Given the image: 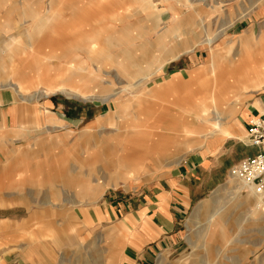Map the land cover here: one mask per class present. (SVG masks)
Returning <instances> with one entry per match:
<instances>
[{"label":"rangeland","instance_id":"rangeland-1","mask_svg":"<svg viewBox=\"0 0 264 264\" xmlns=\"http://www.w3.org/2000/svg\"><path fill=\"white\" fill-rule=\"evenodd\" d=\"M257 43L264 0H0V264H264V215L252 214L248 188L228 190L229 172L212 181L194 164L225 159L231 142L188 153L183 133L209 113L197 83L212 75L210 57L221 76ZM261 98L264 86L246 92L236 119ZM17 128L26 135L7 133ZM178 170L197 200L172 203L173 224L155 235L142 207ZM133 175L137 188L91 191ZM88 190L102 195L91 202Z\"/></svg>","mask_w":264,"mask_h":264},{"label":"crops","instance_id":"crops-1","mask_svg":"<svg viewBox=\"0 0 264 264\" xmlns=\"http://www.w3.org/2000/svg\"><path fill=\"white\" fill-rule=\"evenodd\" d=\"M30 39L31 37H29L26 40V42H29L31 45L32 43ZM257 45L258 46L255 50L256 55L251 56L253 58L250 60L247 61L245 60L244 62L245 65H242L241 67H237L236 71L231 69L227 70L225 73L221 74V76L218 75L217 77H215L216 73L218 72L217 64L214 63L216 56L214 57V55H212L209 61L211 67L214 68L215 66V70H216L215 74L213 75L208 74L210 77L209 79H206L207 77L206 76L197 83L198 88L202 90L205 89L204 90L205 91L204 97H206L205 99H207V95L211 96L210 99L208 100L204 99L207 102V104L210 105V108L208 114L207 113L201 114L199 112L200 116L203 117V118L199 117L200 122H198V117H196L194 121L191 120L190 123L184 125L185 126L183 128L184 134L186 133L185 129L192 130L193 133V136L185 144L186 152L189 153L194 149L204 146L206 143H208L209 146L212 147L215 143L220 144L224 140H225L224 141L225 144L231 142V146L229 147L230 148L229 155L225 159H222L221 156L217 157L218 154L216 156L201 155L200 160L199 161L196 160L194 162V164L196 163V165L199 167L200 169L199 173H201V176L208 174L209 177H211L210 180L212 179V181H215L217 179V176L226 174L227 172L230 173V170L233 166L237 165L243 159L252 157L257 153V149L250 146L247 143L246 134H247L249 121L252 118L264 116V99L263 98L257 99L254 102V106H255L254 110L256 109L257 111L256 114L253 113V110L252 112H250L249 110L245 109L243 112H240L239 119H236V115L239 113V109L243 102L244 94L246 92H249V90L258 91L264 86V47L261 43H257ZM178 54L179 51H177V49L169 50L165 54H163L156 61V63L167 64L172 59H175ZM6 55H9V51L8 53H6ZM14 56H17L16 53H14ZM5 59L9 60V56L6 57ZM155 64H152L150 66L154 68ZM250 69H251V73L252 72L254 73H252L251 75L250 74L247 75L244 73L249 71ZM241 71L244 72L242 73ZM208 81L210 82V85L206 86V88L209 87V89H206L205 86H203V83ZM196 107H195L196 111L201 109L200 104L197 105ZM45 114H47L49 120L53 125L57 127L65 126L64 121L52 117L51 114L53 113H51V111H49L47 108H45ZM34 115L39 116L37 111L34 112ZM26 132L27 131L25 130V128H17L7 133L12 136L16 135L17 137H22L26 135ZM151 133L152 132L150 131V135ZM135 134L129 133L127 135V137H129L127 140L131 144L136 145L135 137L137 136V134L136 135ZM0 135H2L1 132ZM243 140L244 143L241 142ZM143 148L148 149V145L146 147L144 146ZM17 152L19 151L15 150L16 154ZM78 166L82 167L83 163H79ZM192 170L193 169H191L189 166L186 169V173H189V171ZM182 171L183 173H185L184 170ZM174 175L170 178L171 180L168 182L167 189L163 188L160 191H158L157 194L151 197L152 198L151 201L148 200L149 202L147 203L146 207H142L148 214H150L151 212V220L149 219L145 221L149 223L147 224L151 227L155 235L156 234L160 235L161 232H165L169 230V228L173 224L172 222L175 219L174 217L178 214V209H176L177 207L180 208L181 205L187 207L186 203L190 205L192 202H195L197 200L196 192H191L189 188H187L184 184L181 183L182 181L181 177L185 178V176L182 175V172L178 170L176 174L174 173ZM133 180H136L135 175H133V177L131 176L130 181L126 180L120 182V180H118L117 186L115 187L113 183L114 181H112L109 186H106L107 183L109 182L108 179L107 182H105L102 186H99L91 191H94L95 193L98 189L105 187L104 191L102 192L103 194L107 189H117L122 184H124L123 187L127 191H129L130 187L137 188L138 182ZM67 182L72 183L70 179H68ZM127 183H129L130 185H126ZM237 183L238 181H236L234 178L231 177L226 187L228 190H234L236 192V188L238 185L234 186V184L236 185ZM79 184L80 183L78 184L74 183V185L77 186H80ZM233 186L236 188L234 189ZM80 188H82V186ZM250 191L251 190L248 189L247 194L250 193ZM241 192L242 190H240L239 194ZM102 194L93 198L92 194L89 193L88 190L84 194V198L88 199L91 202H94L99 197H101ZM246 196L241 197L243 204ZM172 203L173 204L177 203V205L180 206L177 207L173 206ZM245 207L247 208V206ZM144 210L141 211L143 212ZM143 213L145 214V212ZM155 222L160 223L162 226L161 225L159 226ZM114 226L117 232L119 231L118 229L121 228L120 223H117ZM125 230L127 234H129V231L127 229ZM136 246L139 245L137 243H134V246H132L134 247L133 254L135 256H137Z\"/></svg>","mask_w":264,"mask_h":264},{"label":"built area","instance_id":"built-area-1","mask_svg":"<svg viewBox=\"0 0 264 264\" xmlns=\"http://www.w3.org/2000/svg\"><path fill=\"white\" fill-rule=\"evenodd\" d=\"M246 140L257 149V153L233 166L230 176L252 189L264 204V116L249 121Z\"/></svg>","mask_w":264,"mask_h":264},{"label":"bare ground","instance_id":"bare-ground-1","mask_svg":"<svg viewBox=\"0 0 264 264\" xmlns=\"http://www.w3.org/2000/svg\"><path fill=\"white\" fill-rule=\"evenodd\" d=\"M210 43H212V39L209 38L208 41H207V44H210ZM165 65L166 64L159 63V65L156 67L157 68V71H162V69L164 68ZM215 71L216 70H215V66H214V68L212 67V69H211L212 75L215 74ZM213 85H214V83H213ZM50 91H54V92L60 91V92H63L65 94H67V95H74V96H77V97L84 98L83 96L79 95L78 91H75L73 89L69 90V89H66V88H64L62 86H57V85L47 86L46 92H50ZM210 97L208 99H210ZM185 131H186V133H185L186 136H190L192 134V130L185 129ZM235 180L238 181L239 183H241L240 186H239L240 189L246 188V186L241 181H239L237 179H235ZM114 186L116 187L117 186V183H114ZM103 188H105V187H103ZM249 190H251V191L249 193V197L246 198V201L248 202L249 205L252 206V214L254 216L263 215L264 214V204H263L262 200L254 194V192H253L252 189H249ZM100 193H101V190L93 198L99 196Z\"/></svg>","mask_w":264,"mask_h":264}]
</instances>
